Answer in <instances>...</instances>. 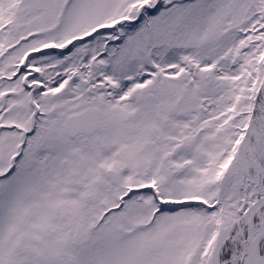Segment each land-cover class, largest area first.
<instances>
[{
  "label": "snow or ice",
  "instance_id": "1",
  "mask_svg": "<svg viewBox=\"0 0 264 264\" xmlns=\"http://www.w3.org/2000/svg\"><path fill=\"white\" fill-rule=\"evenodd\" d=\"M0 264H264V0H0Z\"/></svg>",
  "mask_w": 264,
  "mask_h": 264
}]
</instances>
